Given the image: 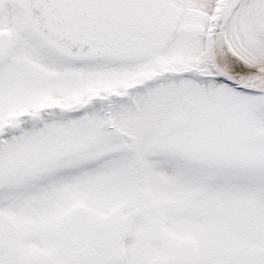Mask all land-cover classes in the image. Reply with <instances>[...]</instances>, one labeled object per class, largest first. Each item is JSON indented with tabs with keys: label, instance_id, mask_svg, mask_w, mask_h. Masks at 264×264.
I'll list each match as a JSON object with an SVG mask.
<instances>
[{
	"label": "snow or ice",
	"instance_id": "6c2138e0",
	"mask_svg": "<svg viewBox=\"0 0 264 264\" xmlns=\"http://www.w3.org/2000/svg\"><path fill=\"white\" fill-rule=\"evenodd\" d=\"M0 264H264V0H0Z\"/></svg>",
	"mask_w": 264,
	"mask_h": 264
},
{
	"label": "rangeland",
	"instance_id": "374dc122",
	"mask_svg": "<svg viewBox=\"0 0 264 264\" xmlns=\"http://www.w3.org/2000/svg\"><path fill=\"white\" fill-rule=\"evenodd\" d=\"M36 251H37V252H42V250H39V249H37Z\"/></svg>",
	"mask_w": 264,
	"mask_h": 264
}]
</instances>
